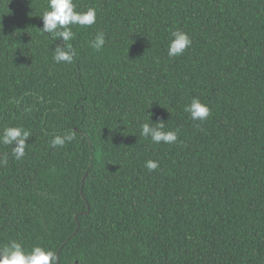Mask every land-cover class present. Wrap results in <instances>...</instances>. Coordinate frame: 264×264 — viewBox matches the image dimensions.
<instances>
[{
    "label": "trees",
    "instance_id": "16d2710c",
    "mask_svg": "<svg viewBox=\"0 0 264 264\" xmlns=\"http://www.w3.org/2000/svg\"><path fill=\"white\" fill-rule=\"evenodd\" d=\"M74 3L97 21L71 26L76 57L56 64L47 0H0V135L30 132L19 161L0 143V248L42 246L58 264H264V0ZM176 29L192 45L169 58ZM193 97L203 123L184 111ZM150 119L178 141L141 136Z\"/></svg>",
    "mask_w": 264,
    "mask_h": 264
},
{
    "label": "clouds",
    "instance_id": "9594fccd",
    "mask_svg": "<svg viewBox=\"0 0 264 264\" xmlns=\"http://www.w3.org/2000/svg\"><path fill=\"white\" fill-rule=\"evenodd\" d=\"M43 24L39 30L44 34H50L54 41L60 39L62 43L56 44L52 50V60L56 64H72L76 57L75 50L68 44L75 38L71 26L90 27L97 21V11L89 7L86 11H77L74 0H47V7L40 15ZM105 34L98 32L90 46L96 51L105 46ZM192 45V39L189 34L180 29L171 32L168 41L167 55L169 58L181 56L187 48ZM184 111L193 121L203 123L211 114L209 106L197 97H193L189 103L184 106ZM165 122L158 121L153 123L145 122L140 125V135L150 138L154 144L172 145L178 141V132L176 130L165 131ZM30 132L20 126H9L3 129L0 135V143L12 146V155L19 161L25 156V149ZM75 139L72 131L55 135L51 141L52 148L65 146ZM8 163L7 154L0 158V165ZM159 162L147 160L145 167L149 171L158 168ZM0 264H58L57 254L45 249L42 246H34L30 251L26 250L22 243L15 240L0 248Z\"/></svg>",
    "mask_w": 264,
    "mask_h": 264
},
{
    "label": "water",
    "instance_id": "95a60500",
    "mask_svg": "<svg viewBox=\"0 0 264 264\" xmlns=\"http://www.w3.org/2000/svg\"><path fill=\"white\" fill-rule=\"evenodd\" d=\"M81 195L83 196L82 189H81ZM76 233H77V230L74 232L73 235H75ZM70 239H71V237L68 238V240H70ZM57 257H58V254H57Z\"/></svg>",
    "mask_w": 264,
    "mask_h": 264
}]
</instances>
